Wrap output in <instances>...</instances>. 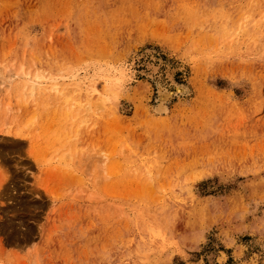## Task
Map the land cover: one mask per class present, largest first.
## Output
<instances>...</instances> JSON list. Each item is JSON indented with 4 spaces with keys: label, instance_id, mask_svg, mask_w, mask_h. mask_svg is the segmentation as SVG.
Instances as JSON below:
<instances>
[{
    "label": "rangeland",
    "instance_id": "rangeland-1",
    "mask_svg": "<svg viewBox=\"0 0 264 264\" xmlns=\"http://www.w3.org/2000/svg\"><path fill=\"white\" fill-rule=\"evenodd\" d=\"M0 264H264V0H0Z\"/></svg>",
    "mask_w": 264,
    "mask_h": 264
},
{
    "label": "bare ground",
    "instance_id": "bare-ground-1",
    "mask_svg": "<svg viewBox=\"0 0 264 264\" xmlns=\"http://www.w3.org/2000/svg\"><path fill=\"white\" fill-rule=\"evenodd\" d=\"M153 58V57H152ZM124 71V70H123ZM124 73L125 74H127V72H123V73H121V75H124ZM173 75V74H172ZM169 77H170V79H171V76L169 75ZM44 78V77H43ZM42 79V76L41 75H36L34 78H33V81H31V83H30V88H31V92L36 88L37 89V84H38V82L40 81ZM172 80V79H171ZM170 80V81H171ZM29 82V81H28ZM41 83V82H40ZM157 85H158V91H159V96L158 97H160V98H158L159 100V102H158V104H157V108H156V110H157V112H159V113H164V112H167V106H166V103H167V99L171 96V95H174V93L172 92H169V89L168 88H166V87H164V85L163 84H161L160 83V78L158 79L157 78ZM171 85L174 87V92L175 93H178V92H185V88L183 87V86H181V85H179V84H177V83H175L174 81H171ZM36 89H35V91H36ZM173 89V88H172ZM180 94V93H179ZM9 131V130H8Z\"/></svg>",
    "mask_w": 264,
    "mask_h": 264
}]
</instances>
